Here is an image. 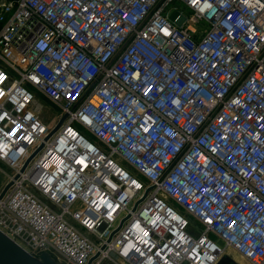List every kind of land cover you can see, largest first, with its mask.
<instances>
[{"label":"built area","instance_id":"obj_1","mask_svg":"<svg viewBox=\"0 0 264 264\" xmlns=\"http://www.w3.org/2000/svg\"><path fill=\"white\" fill-rule=\"evenodd\" d=\"M0 77V230L28 253L264 264V0H0Z\"/></svg>","mask_w":264,"mask_h":264},{"label":"water","instance_id":"obj_2","mask_svg":"<svg viewBox=\"0 0 264 264\" xmlns=\"http://www.w3.org/2000/svg\"><path fill=\"white\" fill-rule=\"evenodd\" d=\"M67 115H64L57 125L49 132L45 141L52 137V135L59 129L62 125L64 120L66 119ZM44 146L42 143L35 153L27 160L24 167L21 171H24L29 161L40 151ZM19 175L17 174L15 178ZM13 181H9L0 191V200L5 196L9 188L12 186ZM123 221L120 223V227L122 226ZM99 254L95 255L88 264L98 256ZM0 264H65L56 261L52 255L48 252H45L41 255V258H37L30 253H28L25 249H23L20 245H18L15 241H13L10 237H8L5 233L0 230ZM217 264H240L237 260H235L230 254L225 253L219 259Z\"/></svg>","mask_w":264,"mask_h":264},{"label":"rangeland","instance_id":"obj_3","mask_svg":"<svg viewBox=\"0 0 264 264\" xmlns=\"http://www.w3.org/2000/svg\"><path fill=\"white\" fill-rule=\"evenodd\" d=\"M176 4V3H175ZM173 5H171L169 8H172ZM180 14V10L179 9H176V10H173L172 13H171V17L172 19H174L177 15ZM45 106V109L43 111V115H42V118L43 120L51 125V126H54L57 122V114L56 112L54 111V109H52V107H54L51 103V101L47 98H44L41 100ZM13 173V169L10 168L7 164H5L4 162H2L0 160V191L3 189V187L6 185V183H8V179H9V176L8 175H12ZM173 202V201H171ZM174 204V203H173ZM175 207H177V204L175 203L174 204ZM192 222L194 223L195 226H202L200 225L196 220L194 219H191ZM214 239H216V237H214L213 235H211ZM225 245V244H224ZM226 246V245H225ZM226 249L227 251L230 253V255L235 259L237 260L240 264H253L251 261H249L248 259H246L245 257H239V255L237 254V252L226 246ZM103 264H112L110 261H107V262H104Z\"/></svg>","mask_w":264,"mask_h":264},{"label":"bare ground","instance_id":"obj_4","mask_svg":"<svg viewBox=\"0 0 264 264\" xmlns=\"http://www.w3.org/2000/svg\"><path fill=\"white\" fill-rule=\"evenodd\" d=\"M225 253H228V254H230L227 250H225V252H224V254ZM238 255H239V257H243V256H241L239 253H237ZM245 264V263H244Z\"/></svg>","mask_w":264,"mask_h":264},{"label":"snow or ice","instance_id":"obj_5","mask_svg":"<svg viewBox=\"0 0 264 264\" xmlns=\"http://www.w3.org/2000/svg\"><path fill=\"white\" fill-rule=\"evenodd\" d=\"M0 79H2V77H0Z\"/></svg>","mask_w":264,"mask_h":264}]
</instances>
